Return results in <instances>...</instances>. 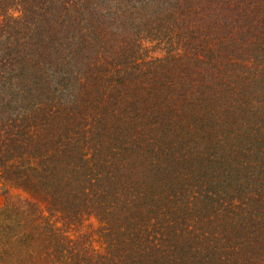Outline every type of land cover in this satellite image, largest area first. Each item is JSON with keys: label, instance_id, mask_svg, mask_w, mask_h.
<instances>
[{"label": "trees", "instance_id": "trees-1", "mask_svg": "<svg viewBox=\"0 0 264 264\" xmlns=\"http://www.w3.org/2000/svg\"><path fill=\"white\" fill-rule=\"evenodd\" d=\"M0 264H264V0H0Z\"/></svg>", "mask_w": 264, "mask_h": 264}, {"label": "rangeland", "instance_id": "rangeland-1", "mask_svg": "<svg viewBox=\"0 0 264 264\" xmlns=\"http://www.w3.org/2000/svg\"><path fill=\"white\" fill-rule=\"evenodd\" d=\"M3 204V198L0 197V206Z\"/></svg>", "mask_w": 264, "mask_h": 264}]
</instances>
